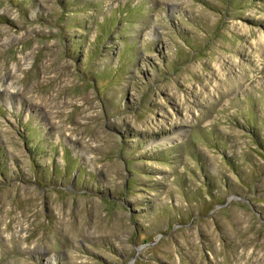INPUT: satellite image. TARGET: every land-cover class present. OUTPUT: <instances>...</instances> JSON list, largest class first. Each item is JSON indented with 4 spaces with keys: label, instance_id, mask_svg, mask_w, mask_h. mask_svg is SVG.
<instances>
[{
    "label": "rangeland",
    "instance_id": "1",
    "mask_svg": "<svg viewBox=\"0 0 264 264\" xmlns=\"http://www.w3.org/2000/svg\"><path fill=\"white\" fill-rule=\"evenodd\" d=\"M0 264H264V0H0Z\"/></svg>",
    "mask_w": 264,
    "mask_h": 264
}]
</instances>
